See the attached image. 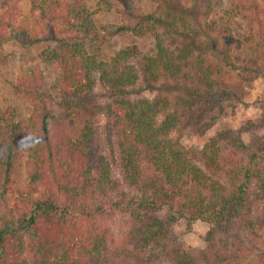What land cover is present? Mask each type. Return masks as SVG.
I'll use <instances>...</instances> for the list:
<instances>
[{
  "label": "trees",
  "instance_id": "trees-1",
  "mask_svg": "<svg viewBox=\"0 0 264 264\" xmlns=\"http://www.w3.org/2000/svg\"><path fill=\"white\" fill-rule=\"evenodd\" d=\"M111 3L97 0L94 11L86 0H3L0 61L8 42L25 40L59 76L51 91L43 72L19 79L28 118L0 110V202L14 199L0 214V264H228L233 246L263 229L264 129L249 123L250 144L224 130L200 152L175 133H204L214 106L235 98L242 81L226 83L218 68L232 71V38H210L201 18L160 4V15L100 25ZM167 30L181 38L168 42ZM128 31L156 41L141 70L137 47L104 53ZM144 84L160 91L148 96ZM23 158L20 188L13 171ZM181 220L212 225L208 250L185 249Z\"/></svg>",
  "mask_w": 264,
  "mask_h": 264
},
{
  "label": "rangeland",
  "instance_id": "rangeland-1",
  "mask_svg": "<svg viewBox=\"0 0 264 264\" xmlns=\"http://www.w3.org/2000/svg\"><path fill=\"white\" fill-rule=\"evenodd\" d=\"M86 1L95 11L97 0ZM111 4V11L97 13L96 18L100 25L123 26L132 23L135 16L160 15V4L174 13L182 10L193 15L194 19L201 18L203 30L210 38L219 39L221 42L226 38H232L233 50L229 57L232 71L225 68L226 63L218 62V68H221L220 75L226 83L236 84L242 81L236 86L238 92L235 98L224 99L214 106L210 115L215 118L216 123L204 133L195 131L194 126H184L178 129L175 135L185 149L198 152L224 130L238 131L246 144L252 143L255 133L254 129L248 128L249 123L255 122L264 129V0H112ZM4 7L3 0H0V13ZM237 8L242 9L245 14L236 15ZM28 12L29 7L26 3L25 15ZM175 38L181 37L174 30L166 31L168 42L177 41ZM155 44V39L150 36L140 37L128 31L124 36L113 39L103 49L105 55L110 56L119 49L137 47L135 63L141 70L145 58L156 53ZM5 52L8 62L0 61V110L13 107L20 117L28 118L31 114V104L16 90L19 79L29 70L35 69L43 72L46 89L51 91L59 72L42 60V47L38 44H31L25 40H11L6 44ZM256 61L261 64L259 68L256 67ZM142 88L148 96H155L160 91L159 87L145 89L148 88L146 84ZM107 146L108 152L115 149L112 144ZM28 171L29 164L27 159L23 158L13 171V178L20 188L27 186ZM13 200L9 197L8 200L0 202V214L7 211ZM258 212L263 215V229L259 231V237L250 235L244 246L241 245L239 249L236 248L237 245L233 246L230 251L233 255L228 264L263 262L264 203ZM211 229L212 225L204 221H196L189 227L186 220H181L177 223L175 232L183 241L186 250L201 252L208 250L207 237ZM117 233L121 234L122 229Z\"/></svg>",
  "mask_w": 264,
  "mask_h": 264
}]
</instances>
